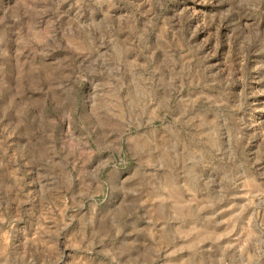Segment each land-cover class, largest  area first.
<instances>
[{"label":"clouds","instance_id":"9594fccd","mask_svg":"<svg viewBox=\"0 0 264 264\" xmlns=\"http://www.w3.org/2000/svg\"><path fill=\"white\" fill-rule=\"evenodd\" d=\"M201 3L259 54L264 0ZM188 12L0 0V264H264V132Z\"/></svg>","mask_w":264,"mask_h":264},{"label":"rangeland","instance_id":"374dc122","mask_svg":"<svg viewBox=\"0 0 264 264\" xmlns=\"http://www.w3.org/2000/svg\"><path fill=\"white\" fill-rule=\"evenodd\" d=\"M189 12V19L185 20L186 36L191 42L199 45V51L218 63L225 73L235 70L241 80V88L245 91V110L251 117V122L256 126L252 131L259 134L264 132V43L257 45L262 49L258 55H249L246 61L233 58L231 62L227 60L228 53L217 49H223V31L217 34V25L206 19V9L201 0H186ZM243 63V67H241ZM260 137H257V147L260 146Z\"/></svg>","mask_w":264,"mask_h":264}]
</instances>
